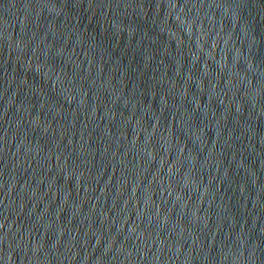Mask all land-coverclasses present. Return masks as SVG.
Wrapping results in <instances>:
<instances>
[{"label":"water","instance_id":"obj_1","mask_svg":"<svg viewBox=\"0 0 264 264\" xmlns=\"http://www.w3.org/2000/svg\"><path fill=\"white\" fill-rule=\"evenodd\" d=\"M0 264H264V0H0Z\"/></svg>","mask_w":264,"mask_h":264}]
</instances>
